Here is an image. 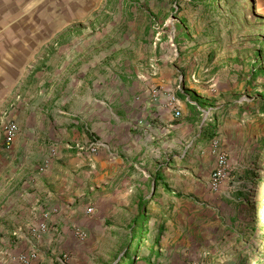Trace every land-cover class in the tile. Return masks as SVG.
Listing matches in <instances>:
<instances>
[{
    "label": "rangeland",
    "instance_id": "rangeland-1",
    "mask_svg": "<svg viewBox=\"0 0 264 264\" xmlns=\"http://www.w3.org/2000/svg\"><path fill=\"white\" fill-rule=\"evenodd\" d=\"M21 1L12 0L11 6ZM52 21L51 48L37 59L53 58V67L29 66L26 75L43 68L53 76L59 72L73 81L75 96L83 97L100 78L115 82L128 70L137 76L151 71L158 78L169 70L173 94L196 123L181 147L184 162L161 161L154 148L138 171L133 157L131 163L124 160L127 169L104 170L105 190L91 191L94 201L112 200L115 188L126 194L129 184L135 185L133 193L122 196L123 205L111 202L106 211L113 235H85L80 246L90 245L91 252H62L53 264H264V4L53 0ZM91 67L95 70L83 78ZM91 76L90 84L78 88L77 81ZM16 96L17 86L11 94ZM177 112L180 119L182 111ZM206 126L215 135L199 141ZM216 135L215 153L202 154ZM199 143L203 158L197 162L191 150ZM218 150L226 158L225 178L212 193ZM136 232L144 243L132 240Z\"/></svg>",
    "mask_w": 264,
    "mask_h": 264
},
{
    "label": "crops",
    "instance_id": "crops-1",
    "mask_svg": "<svg viewBox=\"0 0 264 264\" xmlns=\"http://www.w3.org/2000/svg\"><path fill=\"white\" fill-rule=\"evenodd\" d=\"M11 2L0 0V264H53L62 252H91L90 245L81 248L77 230L88 239L95 238V231L113 235L106 211L111 202L123 205L122 196L133 193L135 185L129 184L126 194L115 188L112 200L94 201L91 191L105 190L104 170L127 169L124 160L131 163L133 157L138 171L154 148L161 161L184 162L187 154L181 147L196 123L187 119L192 114L187 116L173 94L169 70L158 78L151 71L137 76L131 70L114 77L115 82L100 78L76 97L72 80L46 69L53 67V58L37 59L51 48L53 0H22L18 7ZM29 66L46 68L26 75ZM91 79L77 81L78 88ZM177 111H182L180 119ZM11 121L19 135L6 147L3 131ZM202 134L199 141L210 140L215 130L209 126ZM219 138L207 142L202 154L215 153L213 143L218 145ZM202 149L199 143L191 150L197 162ZM89 208L92 214H87Z\"/></svg>",
    "mask_w": 264,
    "mask_h": 264
},
{
    "label": "built area",
    "instance_id": "built-area-1",
    "mask_svg": "<svg viewBox=\"0 0 264 264\" xmlns=\"http://www.w3.org/2000/svg\"><path fill=\"white\" fill-rule=\"evenodd\" d=\"M254 1L261 2L262 4H264V0H254ZM175 115L178 117L180 114L179 112H176ZM3 132H4L5 146L10 147L12 143L15 141V139L17 138V136L19 135V128L15 122L11 121L5 126ZM213 147H214V150L217 149L216 141L213 143ZM90 151L95 152V149L92 148ZM225 164H226L225 156L221 154L220 152H217L216 165L212 171V174L210 176V182H209V188L212 193L218 192L223 184V180L225 178V174H224ZM93 211H94L93 208H89L87 210V214H92ZM41 228L45 229V226L42 225ZM85 235L86 234L84 232H81L80 230L76 231V236L81 240L85 237Z\"/></svg>",
    "mask_w": 264,
    "mask_h": 264
},
{
    "label": "trees",
    "instance_id": "trees-1",
    "mask_svg": "<svg viewBox=\"0 0 264 264\" xmlns=\"http://www.w3.org/2000/svg\"><path fill=\"white\" fill-rule=\"evenodd\" d=\"M248 7H249L250 10L253 9V7H254L253 2H251ZM262 114H264V112ZM147 207H149V204H147L146 208ZM132 240L135 241V242H137L138 244L144 243V241H145V239L143 238V235L141 233H138V232H136L135 234H133ZM158 243H159V239L156 238L155 245H157ZM135 249H136V246L134 248V251H135ZM134 254H135V252H133V255ZM130 262H131V260H130ZM145 264H151V262L150 261H146Z\"/></svg>",
    "mask_w": 264,
    "mask_h": 264
}]
</instances>
